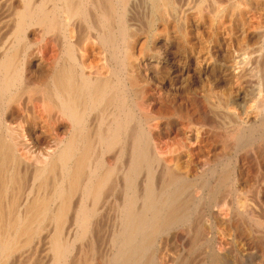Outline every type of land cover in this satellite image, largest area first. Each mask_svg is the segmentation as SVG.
I'll return each mask as SVG.
<instances>
[{
	"label": "bare ground",
	"instance_id": "1",
	"mask_svg": "<svg viewBox=\"0 0 264 264\" xmlns=\"http://www.w3.org/2000/svg\"><path fill=\"white\" fill-rule=\"evenodd\" d=\"M136 1L0 0V264H264V0L183 74L170 48L140 69Z\"/></svg>",
	"mask_w": 264,
	"mask_h": 264
},
{
	"label": "rangeland",
	"instance_id": "2",
	"mask_svg": "<svg viewBox=\"0 0 264 264\" xmlns=\"http://www.w3.org/2000/svg\"><path fill=\"white\" fill-rule=\"evenodd\" d=\"M172 1V7H170V8H166L164 11L166 12H164V11H156L155 12V14L154 13H151V11L149 10V8H147L146 6H145V3H143V2H146V0H138V2L136 1V2H134V3H131L129 6L132 8H130V7H128L127 8V11L128 12H126V14L128 15H126V19L127 18H129V20L127 19V22H128V24H129V26H130V28H129V30H128V36L132 39V36H133V39L131 40L130 38V43H132V42H134L135 41V37L137 36V38L139 37H141V40H140V44H137L136 45V48H135V50L137 51V52H139V53H137L136 51H135V57L137 56L138 57V55H139V57L137 58V60H138V62H140L139 63V66H140V69H142V71H147L146 69H148L149 67L147 66V64H146V62H145V57L148 55V54H150V53H154V52H156V53H166V51L169 49V53L172 55V54H174V55H172L174 58H176V68H177V70L179 71V73L180 74H183L184 73V71H186V68H188L187 66H188V61H189V58L190 57H193L192 55H193V53L192 52H189L190 50L191 51H193L196 47H198L199 45H200V43H198V42H200L202 39H199L200 37H201V34H202V37L203 36H210V34L212 33V32H215L216 34L218 33V39H221L220 41L221 42H227L229 39L228 38H230L232 35L233 36H239V37H241V35H244V34H241L242 32H244L245 33V31H246V29H247V27L248 26H246L247 25V21H249L248 22V25H249V23H250V20H251V16H250V14H249V12H248V6H246V5H248L247 3H248V0H240L241 2H242V11H240V9H241V7H240V9L239 10H237L235 13V15H236V18H234L235 16H234V14H232L231 15V13H230V15L228 14L225 18H223V19H221L222 21H224L223 23H222V21L221 20H215L214 18H211V16L208 14V13H206V14H204V15H195V18L193 17L194 15H192V14H187V12H183V8L185 7V5L186 4H188L189 2L190 3H193V0H171ZM194 1H196V0H194ZM215 1H217V0H204L203 2H204V5H206L205 7L210 11V10H212L213 9V5H214V3H215ZM245 1V2H244ZM244 2V3H243ZM209 4V5H208ZM174 6V7H173ZM180 6V7H179ZM246 6V7H245ZM136 7V8H135ZM179 7V8H178ZM244 7V8H243ZM212 8V9H211ZM247 8V9H246ZM170 9V10H169ZM172 9H173V11L176 9V11H174V12H171L172 11ZM180 9V10H179ZM178 10V11H177ZM240 11V12H239ZM171 12V13H170ZM248 12V13H247ZM174 13H176V14H174ZM242 13V14H241ZM245 13V14H244ZM166 14V15H165ZM168 14H170V16L168 15ZM174 14V15H173ZM208 14V15H207ZM247 14H249V16L247 15ZM157 17V18H159V19H157L155 16ZM159 15V16H158ZM165 15V16H164ZM168 15V16H167ZM186 15V16H185ZM246 15H247V17H246ZM162 16H163V18H162ZM167 16V17H166ZM178 16V17H177ZM188 16H190V17H188ZM131 17V18H130ZM149 17H153V18H151V19H149ZM166 17V18H165ZM168 17H170L171 18V20H173V22L174 23H179V24H177V28H175V29H177L176 30V33H175V37L174 36H169V34H168V31H167V29H166V27L164 26V23H162L163 22V19H165L164 21L166 22H168L169 20H170V18H168ZM177 17V18H176ZM230 17V18H229ZM246 17V18H245ZM250 17V18H249ZM188 18V19H187ZM204 18V19H203ZM232 18H233V20H232ZM237 18H239V19H237ZM241 18V19H240ZM244 18H245V20H244ZM177 19H179V20H177ZM190 19V21H191V23H190V21H188V22H186V20H189ZM235 19H236V21H235ZM247 19V20H246ZM148 20V21H147ZM154 22H153V21ZM156 20V21H155ZM175 20V21H174ZM202 20H203V22H202ZM241 20H243V21H241ZM132 21V22H131ZM150 21V22H149ZM210 21V23H207V22H209ZM218 21V22H217ZM220 21H221V23H220ZM230 21V22H229ZM134 22V23H133ZM151 22H152V24H151ZM157 24H156V23ZM166 22V23H167ZM213 22V23H212ZM218 23V25L216 26V24ZM136 23V24H135ZM138 23H139V25H138ZM151 24V27H150V24ZM229 23V24H228ZM231 23H232V25H231ZM235 23V24H234ZM132 24V25H131ZM156 24V26H154ZM175 24V25H176ZM189 24H191V25H194L196 28L198 27V29H200L201 31L199 32L198 30H196V32H197V34H199V35H195V33L196 32H194L193 34H194V38L193 39H191L190 38V34H188V33H191V28H190V25ZM209 24H211L212 25V29L210 28V26L211 25H209ZM219 24H221V25H219ZM238 24V25H237ZM244 25V26H242V25ZM246 24V25H245ZM196 25H198V26H196ZM204 25V26H203ZM214 25V26H213ZM223 25V26H222ZM237 25V26H236ZM134 26V27H133ZM162 26V27H161ZM164 26V27H163ZM188 26V27H187ZM207 26H209V27H207ZM229 26V27H228ZM231 26V27H230ZM132 27H133V29H132ZM138 27V28H137ZM150 29H149V28ZM159 27V28H158ZM214 27V28H213ZM226 27V28H225ZM228 27V28H227ZM235 27V28H234ZM238 27V28H237ZM151 28H153V30H151ZM161 28V31L159 30ZM204 30H203V29ZM216 28V29H215ZM231 28V29H230ZM233 28V29H232ZM237 28V29H236ZM240 28V29H239ZM145 29V30H144ZM155 29H156V31H155ZM164 29V30H163ZM188 29V30H187ZM215 29V30H214ZM227 29V30H226ZM230 29V30H229ZM147 30H149V31H147ZM151 30V31H150ZM206 30H208V31H206ZM212 30V31H211ZM216 30H219V31H216ZM232 30V31H231ZM243 30V31H242ZM138 31V32H137ZM152 31H154V32H152ZM160 31V32H159ZM189 31V32H188ZM195 31V30H194ZM238 32V34H237V32ZM150 32H152L151 34H150V37H149V33ZM159 32V33H158ZM162 32H163V35H162ZM167 32V33H166ZM202 32V33H201ZM205 32H208V34H206ZM233 32H235V34L233 33ZM240 32V33H239ZM148 33V34H147ZM166 33V34H165ZM134 34V35H133ZM140 34V35H139ZM154 36H153V35ZM172 34V33H171ZM180 34V35H179ZM187 34V35H186ZM204 34V35H203ZM229 34V35H228ZM144 35V36H143ZM162 35V36H161ZM189 35V36H188ZM179 36V37H178ZM181 36V37H180ZM184 36V37H183ZM185 36H186V38H185ZM207 36V37H208ZM228 36V37H227ZM148 37V38H147ZM165 37V38H164ZM174 37V38H173ZM182 37H183V39H182ZM201 37V38H202ZM226 37H227V40H226ZM176 38V39H175ZM225 38V39H224ZM160 39H162V40H160ZM165 39H167V41L165 40ZM171 39V40H170ZM173 39V40H172ZM177 39H179V40H177ZM187 41H186V40ZM190 39V40H189ZM197 41H196V40ZM199 39V40H198ZM143 43H142V42ZM146 41V42H145ZM165 41V42H164ZM173 41H175L174 42V44H173ZM181 41V42H180ZM193 41V42H192ZM158 42H159V44H158ZM167 42V43H166ZM169 42V43H168ZM179 42V43H178ZM185 42H187V43H185ZM192 42V43H191ZM198 43V44H196V43ZM163 43H164V45H163ZM171 43V45L173 44L174 46H171L170 47V44ZM146 44V46H144ZM165 44H167V45H165ZM185 44H186V47H185ZM190 44V45H189ZM192 44V45H191ZM194 44V45H193ZM149 45V46H148ZM169 45V46H168ZM183 45V46H182ZM195 45H196V47H195ZM139 46H144V47H142L141 49H140V47ZM167 46V47H166ZM191 46V47H190ZM139 47V48H138ZM162 47V48H161ZM179 47V48H178ZM168 48V49H167ZM190 48V49H189ZM192 48V49H191ZM138 49H140V51H138ZM182 49V50H181ZM184 49H185V51H184ZM151 50H153V51H151ZM157 50H159V52L157 51ZM166 50V51H165ZM172 50V51H171ZM174 50L175 51H178V52H174ZM180 50V51H179ZM182 51V52H181ZM147 52H150V53H148L147 54ZM144 53V57L142 56V54ZM175 53H177V54H175ZM141 54V55H140ZM146 55V56H145ZM190 55V56H189ZM178 56H179V58H178ZM182 56V57H181ZM141 57H143L144 59H142ZM186 57H187V59H186ZM139 58H140V60H139ZM181 58V59H180ZM143 61V62H142ZM186 61V62H185ZM197 65H193V69H197L198 68V65H199V62H195ZM186 64V65H185ZM178 65V66H177ZM148 67V68H147ZM144 68V69H143ZM146 68V69H145ZM182 68V69H181ZM185 68V69H184ZM198 70V69H197ZM186 79V81H187V78H185ZM259 263V261L257 260V264Z\"/></svg>",
	"mask_w": 264,
	"mask_h": 264
}]
</instances>
